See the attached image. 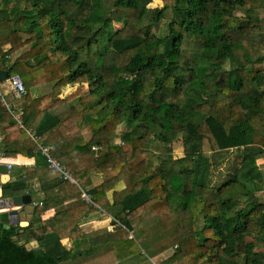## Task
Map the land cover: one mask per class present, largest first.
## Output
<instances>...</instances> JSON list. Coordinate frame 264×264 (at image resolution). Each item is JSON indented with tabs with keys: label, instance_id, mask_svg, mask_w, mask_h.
I'll use <instances>...</instances> for the list:
<instances>
[{
	"label": "trees",
	"instance_id": "obj_1",
	"mask_svg": "<svg viewBox=\"0 0 264 264\" xmlns=\"http://www.w3.org/2000/svg\"><path fill=\"white\" fill-rule=\"evenodd\" d=\"M162 1L0 0V69L20 74L28 92L38 75L55 80L44 97L10 106L20 123L0 100L10 132L0 134L3 156L34 159L10 163L3 196L45 193L27 225L0 222V264H60L69 255L62 239H83L81 221L99 210L129 241L175 249L158 264H264V0ZM73 85L82 92L59 97ZM33 137L63 165L90 164L72 170V183L48 169ZM205 141L214 153L241 151L219 181ZM97 172L103 182L88 188ZM82 193L89 200L64 204ZM136 217L148 227H135Z\"/></svg>",
	"mask_w": 264,
	"mask_h": 264
},
{
	"label": "rangeland",
	"instance_id": "obj_2",
	"mask_svg": "<svg viewBox=\"0 0 264 264\" xmlns=\"http://www.w3.org/2000/svg\"><path fill=\"white\" fill-rule=\"evenodd\" d=\"M163 4L164 2L162 0H152L151 6L153 8L162 7ZM259 16L264 20V10L259 12ZM113 25L116 29H118L119 27L118 23H115ZM160 26H163V23H160ZM20 50L21 52H23L26 50V48L23 47ZM41 76L44 77V81L41 82L40 84H37L35 87H32L29 92L27 91L26 95H29L28 96L29 99L40 96L44 97L46 94H48L49 89L53 90V88L55 87L54 85L55 80L52 79L50 73H43L42 75H38L36 77H41ZM83 87H87V85L85 84L83 85ZM0 88L2 91H4L7 90L8 86L5 82L1 81ZM61 90L62 91L59 95V97L61 98L71 95L72 93H74V91L79 93L82 92L81 91L82 89L80 90L78 85L65 86ZM5 98L10 102V98L8 96L7 97L5 96ZM19 102L16 101L14 104H20ZM56 105L57 104L52 103V106H56ZM123 127L125 126H121V125L117 126L116 132L120 133L123 130ZM70 132L72 133V130ZM117 135L118 134H115L112 143L116 145H123L122 139ZM150 147L154 151L158 150V147L155 146V143L151 144ZM203 150L205 151V153L210 155V158L212 159L216 158L217 160H219L218 166L213 167L212 169V179L214 181H219L224 175H226L230 171L231 165L233 163H239L240 158L237 155L241 153L240 149H231L227 151H220L218 153H214V150L211 146V142L205 141ZM172 155L176 158L183 156V144H182L181 136H178L177 139H175V141L173 142ZM89 164L90 163H73L71 165L68 166L65 165V166L66 169L71 174L73 172L72 170L74 169L81 170L82 167H86ZM98 175H100L99 177L102 178V182H103L102 172H97L95 174L90 175V183H92L91 177L92 176L96 177ZM110 182L112 183V181ZM92 186L93 185L90 184L88 188ZM114 188L119 192H124L127 190L122 182H117L116 184L114 183ZM107 195L108 197H110L111 192H108ZM33 197L36 198V195H34ZM77 198L81 199V195H78L76 196V198L66 201L64 204H70L74 199ZM25 207L26 208L24 211L27 212L32 211V206L27 205ZM28 215H29L28 217L29 220L32 214L30 215V213H28ZM151 215H155V213L152 211L143 210V215L141 216V218L148 219ZM84 219L86 220V222L88 220H90L91 222L86 224L84 220L81 221V225L86 224L81 226L82 231L85 234V237L83 239L81 240H72L71 238L62 239V243L65 246L69 247L67 249L69 251V255L68 258L63 260L60 264H151L149 262L150 257H148V255H153L151 258L154 262L161 263L169 259L173 255V252L175 251L174 248L169 247L164 251L157 252L155 251V247L153 245L151 246L150 243H147L146 240H141L139 236H135L133 238V241H129V239L133 237V234L131 232L129 236H127V234L125 233L121 234L118 228L119 226H116L118 224L112 225L110 223L111 218L107 214H105L103 210L94 211ZM139 221L140 222H138L137 217L134 218L133 224L135 225V227L136 225L139 228L142 226L145 228L148 227V223L145 220H139ZM160 225H163V223ZM105 228L108 229V232L109 231L110 232L109 233L103 232L104 237L100 239V241L93 243L94 234L101 233V231ZM111 232H113L115 240L112 238ZM134 234L136 235L137 231H135ZM109 240H114L115 242H111ZM161 240L166 241V239H161ZM262 251H264V249H262ZM138 253H140L141 255ZM175 264L178 263L176 262Z\"/></svg>",
	"mask_w": 264,
	"mask_h": 264
},
{
	"label": "crops",
	"instance_id": "obj_3",
	"mask_svg": "<svg viewBox=\"0 0 264 264\" xmlns=\"http://www.w3.org/2000/svg\"><path fill=\"white\" fill-rule=\"evenodd\" d=\"M16 57V53L15 54H12V55H9L8 57L6 56V59H8L9 60V63H11L13 60H14V58ZM0 70H6V71H8L7 69H5V68H1ZM13 73H16V72H9L8 71V75H11V74H13ZM16 74H18V73H16ZM19 76H20V74H18ZM21 77V76H20ZM22 78V77H21ZM6 80V79H5ZM5 80H3L2 82H5L6 83V81ZM0 83H1V81H0ZM7 84V83H6ZM8 86V85H7ZM2 91V90H1ZM2 96H3V101H2V103L4 104V103H6L8 106H9V110H10V112L12 113V115H14V118H15V113H14V111L12 112L11 111V109H10V106L13 104V103H15L16 101L15 100H18L17 98H15L11 93H10V91L8 90V88H7V90H4V91H2ZM5 96L7 97H9L10 98V102L5 98ZM12 98V99H11ZM23 98V97H22ZM5 106V105H4ZM9 116H8V114H6V113H1V116H0V134H3V133H8L9 132V130H8V120H7V118H8ZM15 120V119H14ZM5 127V128H4ZM10 133V132H9ZM14 135V134H13ZM14 137H16V138H18L16 135H14ZM4 138V135H1L0 136V145L2 146V144H1V139H3ZM11 144V143H10ZM15 144H18L17 143V141H15ZM39 144H42V143H39L38 142V145ZM14 145V144H13ZM3 147V146H2ZM39 147V146H38ZM3 149L0 147V163H12V165L13 164H19V165H26V166H32L33 165V163H34V159L33 158H30V157H26V156H23V155H17L16 157H4L3 156ZM54 158V157H53ZM46 163H47V160H46ZM48 167V166H47ZM66 167V166H65ZM48 169H49V167H48ZM55 172V171H54ZM100 175H98V176H92L91 177V181H92V185L93 186H95V185H99V184H101L102 183V178L101 177H99ZM0 179H1V183H5L6 181H8L9 179H10V172L7 174L6 172H4L2 175H1V177H0ZM51 193H53V191H51ZM34 195H36V198H34L33 196ZM45 197V193L43 192V191H36L33 195H32V198L34 199V200H36V201H41L43 198ZM70 202V201H69ZM30 206H32V205H30ZM25 206H23L21 209H19L18 210V213H17V217H18V221L20 222V225L21 226H25V225H27V221H28V217H29V215H28V213H30V215H31V211H29V212H27V211H24L25 210ZM30 208V207H29ZM24 211V212H23ZM53 213H54V210H53V208H49L48 210H46L45 211V213L42 215V219H46V218H48V217H51L52 215H53ZM106 219V218H105ZM100 221V220H99ZM84 222L86 223V224H88L89 222H91L90 220H88L87 222H86V220L84 219ZM86 224H83V225H86ZM82 225V226H83ZM67 249L69 248V247H67V246H65Z\"/></svg>",
	"mask_w": 264,
	"mask_h": 264
},
{
	"label": "built area",
	"instance_id": "obj_4",
	"mask_svg": "<svg viewBox=\"0 0 264 264\" xmlns=\"http://www.w3.org/2000/svg\"><path fill=\"white\" fill-rule=\"evenodd\" d=\"M5 81L8 85V90L15 98L19 99V98L24 97L27 94L26 86L24 85L22 78L18 74L13 73L11 75H8ZM2 95L3 94L0 88V99L3 101ZM4 105L5 107L9 109V106L6 103H4ZM15 119L17 120V122L20 123V119L18 115L15 116ZM33 140L34 142L38 144L37 139L35 137H33ZM38 146H39L41 153L46 157L48 167L59 172L65 179L74 183L75 179L71 176L70 172L66 169L65 165H63L60 161H58L57 159L53 158L50 155L48 147L43 144H39ZM91 148L92 150L99 149L98 146H92ZM10 167H11V164L6 163V171L8 173H9ZM1 175L2 173L0 172V177ZM81 198L89 200V197L84 193L81 194ZM36 204H41V201L33 200L32 205H36ZM152 264H158V263L153 261Z\"/></svg>",
	"mask_w": 264,
	"mask_h": 264
},
{
	"label": "water",
	"instance_id": "obj_5",
	"mask_svg": "<svg viewBox=\"0 0 264 264\" xmlns=\"http://www.w3.org/2000/svg\"><path fill=\"white\" fill-rule=\"evenodd\" d=\"M8 71L0 70V81H3L7 78ZM0 172H7L6 165L0 163ZM1 182V179H0ZM32 196L29 193L16 194L4 197L3 189L0 187V222L4 224H17L18 210L23 206L32 204ZM38 243L33 241L29 244H26L24 247L28 250L37 247Z\"/></svg>",
	"mask_w": 264,
	"mask_h": 264
},
{
	"label": "clouds",
	"instance_id": "obj_6",
	"mask_svg": "<svg viewBox=\"0 0 264 264\" xmlns=\"http://www.w3.org/2000/svg\"><path fill=\"white\" fill-rule=\"evenodd\" d=\"M93 146H97V145H93ZM91 147H92V146H91ZM98 147H99V146H98ZM91 149H92V148H91ZM99 149H100V147H99ZM99 149H98V150H99ZM98 150H93V151L97 152ZM1 164H5V165H6V163H1ZM3 173H4V172H3ZM3 173H2V174H3ZM6 173L8 174V172H6ZM1 184H2V183L0 182V187H1ZM32 199H33V198H32ZM33 200H34V199H33ZM33 200H32V204H33ZM32 204H31V205H32ZM32 206H33V205H32ZM18 222H19V221H18ZM19 223H20V222H19Z\"/></svg>",
	"mask_w": 264,
	"mask_h": 264
}]
</instances>
